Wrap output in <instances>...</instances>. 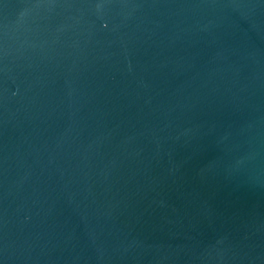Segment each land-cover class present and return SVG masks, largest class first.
Instances as JSON below:
<instances>
[{"label": "water", "instance_id": "95a60500", "mask_svg": "<svg viewBox=\"0 0 264 264\" xmlns=\"http://www.w3.org/2000/svg\"><path fill=\"white\" fill-rule=\"evenodd\" d=\"M0 264H264V0H0Z\"/></svg>", "mask_w": 264, "mask_h": 264}]
</instances>
